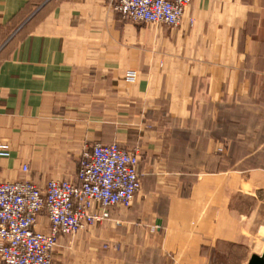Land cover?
<instances>
[{
  "label": "crops",
  "instance_id": "obj_1",
  "mask_svg": "<svg viewBox=\"0 0 264 264\" xmlns=\"http://www.w3.org/2000/svg\"><path fill=\"white\" fill-rule=\"evenodd\" d=\"M109 4L0 0V181H76L95 142L137 150L131 208L61 236L53 264H247L264 166L236 155L264 143L237 139L264 138V0H191L175 28Z\"/></svg>",
  "mask_w": 264,
  "mask_h": 264
},
{
  "label": "built area",
  "instance_id": "obj_2",
  "mask_svg": "<svg viewBox=\"0 0 264 264\" xmlns=\"http://www.w3.org/2000/svg\"><path fill=\"white\" fill-rule=\"evenodd\" d=\"M191 0H111L131 21L177 25ZM135 80V72L128 74ZM139 153L118 144L95 142L78 160L76 181H0L1 264H53L61 236L101 223L110 208L128 209L140 189ZM27 166L23 167V171ZM47 227L37 229L40 218Z\"/></svg>",
  "mask_w": 264,
  "mask_h": 264
},
{
  "label": "rangeland",
  "instance_id": "obj_3",
  "mask_svg": "<svg viewBox=\"0 0 264 264\" xmlns=\"http://www.w3.org/2000/svg\"><path fill=\"white\" fill-rule=\"evenodd\" d=\"M109 5L111 7V10L113 12H115L113 10V8H112L111 0H110V4ZM115 13L118 14L121 19L127 20V21H131V20L127 19V18L122 17L119 13H117V12H115ZM131 22L141 23V24H145V25H152V26H166V27H169V28H175V27L179 26L180 23H181L180 22L179 24L173 26V25H166V24L145 23V22H140V21H131ZM127 77H128V75H127ZM135 77H136V73H135ZM241 134H242V137L237 139V141H238L237 143H240L243 146L245 144H247V145L252 146V147H260L261 146L260 143H264V138H262L260 136V131H258V128H253L252 132H250L251 136L249 135V136L245 137V132L244 131ZM236 157H237V165H236L237 169L247 168V167H260L261 165L264 166V155H247L246 156V155L237 154ZM131 206H130V208H131ZM128 209H121V210H128ZM66 237H68V236H66ZM53 259L54 258L52 257V262H53Z\"/></svg>",
  "mask_w": 264,
  "mask_h": 264
},
{
  "label": "water",
  "instance_id": "obj_4",
  "mask_svg": "<svg viewBox=\"0 0 264 264\" xmlns=\"http://www.w3.org/2000/svg\"><path fill=\"white\" fill-rule=\"evenodd\" d=\"M247 264H264V250L261 254H252Z\"/></svg>",
  "mask_w": 264,
  "mask_h": 264
}]
</instances>
